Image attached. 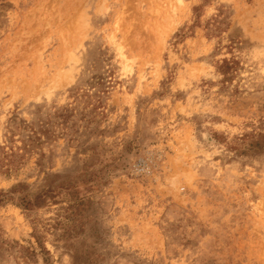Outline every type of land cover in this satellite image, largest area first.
Returning <instances> with one entry per match:
<instances>
[{
  "label": "rangeland",
  "instance_id": "obj_1",
  "mask_svg": "<svg viewBox=\"0 0 264 264\" xmlns=\"http://www.w3.org/2000/svg\"><path fill=\"white\" fill-rule=\"evenodd\" d=\"M0 264H264V0H0Z\"/></svg>",
  "mask_w": 264,
  "mask_h": 264
}]
</instances>
